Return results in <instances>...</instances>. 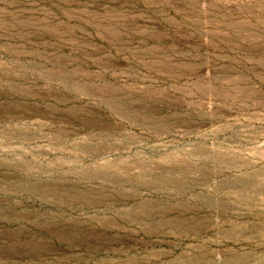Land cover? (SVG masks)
<instances>
[{
  "label": "rangeland",
  "instance_id": "374dc122",
  "mask_svg": "<svg viewBox=\"0 0 264 264\" xmlns=\"http://www.w3.org/2000/svg\"><path fill=\"white\" fill-rule=\"evenodd\" d=\"M0 264H264V0H0Z\"/></svg>",
  "mask_w": 264,
  "mask_h": 264
}]
</instances>
